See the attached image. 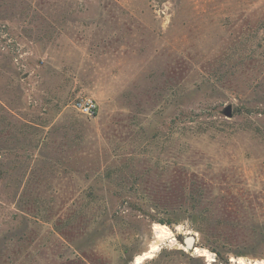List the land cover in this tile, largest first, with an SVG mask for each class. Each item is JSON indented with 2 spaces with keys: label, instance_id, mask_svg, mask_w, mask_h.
<instances>
[{
  "label": "rangeland",
  "instance_id": "1",
  "mask_svg": "<svg viewBox=\"0 0 264 264\" xmlns=\"http://www.w3.org/2000/svg\"><path fill=\"white\" fill-rule=\"evenodd\" d=\"M0 264H264V0H0Z\"/></svg>",
  "mask_w": 264,
  "mask_h": 264
},
{
  "label": "built area",
  "instance_id": "2",
  "mask_svg": "<svg viewBox=\"0 0 264 264\" xmlns=\"http://www.w3.org/2000/svg\"><path fill=\"white\" fill-rule=\"evenodd\" d=\"M76 107L86 115H93L96 111V104L91 100L78 102L76 103Z\"/></svg>",
  "mask_w": 264,
  "mask_h": 264
},
{
  "label": "water",
  "instance_id": "3",
  "mask_svg": "<svg viewBox=\"0 0 264 264\" xmlns=\"http://www.w3.org/2000/svg\"><path fill=\"white\" fill-rule=\"evenodd\" d=\"M223 113L224 115L230 117L232 115V109L230 105H227L224 109H223ZM195 241V237L192 234L186 235L184 237V245L185 247H187L188 249H192L193 248V243Z\"/></svg>",
  "mask_w": 264,
  "mask_h": 264
},
{
  "label": "bare ground",
  "instance_id": "4",
  "mask_svg": "<svg viewBox=\"0 0 264 264\" xmlns=\"http://www.w3.org/2000/svg\"><path fill=\"white\" fill-rule=\"evenodd\" d=\"M161 227L164 228L163 226H161ZM158 231H159V233L157 234V236H158L159 238L164 237V231H163V229H160V230H158ZM155 247H156L155 245H154V246H151V248H150L149 251L144 252L142 255L137 256V257H136V260L139 261L141 258L148 256L149 253L155 249Z\"/></svg>",
  "mask_w": 264,
  "mask_h": 264
}]
</instances>
